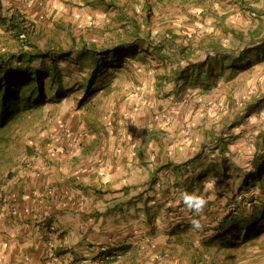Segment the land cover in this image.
I'll return each instance as SVG.
<instances>
[{"label": "crops", "instance_id": "1", "mask_svg": "<svg viewBox=\"0 0 264 264\" xmlns=\"http://www.w3.org/2000/svg\"><path fill=\"white\" fill-rule=\"evenodd\" d=\"M207 1H169L166 17L173 19L175 32L190 35L200 29L214 39L219 26L240 30L254 21L248 32L253 40L241 49H264V0H226L222 6ZM101 6V0H0V32L15 35L13 24L22 27L25 22L19 21L41 18L45 11L64 17ZM208 13L214 18L202 19ZM163 75L139 74L133 84L112 85L96 106L99 122L91 130L84 121L74 133L67 124L52 122L44 132L49 138L33 132L34 145L41 148L27 155L29 169L15 170L19 202L0 222L2 264H199L192 258L195 249L175 241L194 221L186 216L183 194L196 193L193 188L219 173L216 160L228 137H240L243 128L261 129L264 100L247 109L252 105L245 98L247 83L220 96L215 89L201 94L199 86L205 85L198 84L200 93L186 103L180 96L207 74L183 76L170 92L159 86L169 79ZM225 102L230 109L223 111ZM207 140L215 147L213 159L201 150ZM114 253L121 259L101 261L103 254Z\"/></svg>", "mask_w": 264, "mask_h": 264}, {"label": "rangeland", "instance_id": "2", "mask_svg": "<svg viewBox=\"0 0 264 264\" xmlns=\"http://www.w3.org/2000/svg\"><path fill=\"white\" fill-rule=\"evenodd\" d=\"M105 1L116 2L122 9L102 5L101 8L90 7L86 11L81 9H78L77 12L70 11L69 15L66 14L64 17H58L56 14L53 15V12L45 11L41 18L18 20L19 23L25 22L22 28L25 29L26 34H21L18 30H15V35L12 31L8 34L0 32V54L4 55L18 54L21 48L31 50L32 47L36 46V48L45 49L50 39L68 50L71 47L70 36L74 37L75 44L78 45L83 42L88 46L94 44L97 49L111 48L117 45L121 39H124L129 32L134 31L137 25L139 26L140 39L155 46V49L148 48V52L145 53L144 57H141V54L144 53L140 52L141 46H139V53L136 56L124 58L119 68L108 69L106 75H104L105 77L100 76L93 86H89V93H87L85 87L86 79L91 73L90 69L94 62L90 61L89 57L77 60L75 54L69 58L61 57L56 60L59 77L54 82L50 81L53 85V92L48 91L45 102L30 110L27 116L16 125H13L0 141V222L5 215L7 217L11 216L10 214L19 202L20 196L15 189L16 177L13 176L15 170L17 168L29 169L30 160L26 158L27 155H34V152L39 153L38 150L41 148L34 145L33 132L35 130L42 133L40 136L44 140L49 138V135L44 132H49L47 129L52 122L60 126L67 124L71 132L74 133L78 125L83 124L84 121L87 129L91 130L90 128L95 126L96 122H99V119L95 117L100 114L96 106L100 100L111 93L112 85L127 82L133 84V78L139 74H142L146 79H151L155 74L162 77L165 76L163 74H168L166 76L169 79H166L165 83H161L159 86L167 88L166 91L170 92L171 90H168V88H171L173 81L176 83L179 79V82H182L185 79L183 76L196 73V69L192 72V67H195V64L197 66L202 65L200 66L202 72L200 75L207 74L204 63H217L218 56L223 52L226 53V51L237 55L243 50H248L246 47H244L245 49L241 48L253 40L254 34L248 32L253 28L254 21L248 24L249 28L242 26L240 30L238 27L228 29L218 25V33L212 36L214 39H211L207 31L201 32L200 29H195L194 33L190 35L175 32L177 27L173 23V19L166 17L170 12L167 9L170 5L169 1L173 3L174 0H146L144 5L142 0ZM207 2L211 3L209 0ZM215 2H218L220 6L226 4V0H215ZM201 5L205 4L201 2ZM204 17L202 19H208L207 21L214 18L209 13L207 18ZM145 18L148 19L147 22ZM133 20L136 21V24L133 23ZM260 23L264 26V21ZM136 42L140 43V41ZM159 55L164 56L166 61L160 59ZM250 59L252 62L235 70V74L229 75L231 71L224 69L220 75L218 73L215 76L206 75L208 78L205 75L202 76L193 88H191L192 85H189L194 91H188L186 96H183V93L179 100L187 103L193 96L200 93L196 90L198 84L205 85V87L199 86L202 90L201 94L208 95L215 89L214 92L220 93V96L221 94H233L235 90H240L241 86L247 83L249 89L246 91L245 98L248 102H252V105H248L247 109L254 104L257 105L264 100V59ZM13 63L15 64L17 61L13 60ZM50 64L49 56L44 59H35L31 63L33 67L42 70ZM168 84L170 85L167 86ZM56 90L58 92H55ZM183 90H185V86L182 88ZM223 107V111H226L227 108L230 109L226 102L223 103ZM248 116L246 122H251L248 120ZM236 124L237 121L232 122L229 129ZM88 134H92V132L88 131ZM240 135V137L237 135L228 137L225 141L226 150L220 153L221 160L220 157L216 160L217 164L222 165V162H226L233 167L240 168V171L234 168L231 169L230 174H233V176H231L230 182L238 179L234 173L241 172V174H245L249 172L253 161L260 158V156H264V122L258 131L249 132V130L243 128ZM237 137H239V140ZM213 146L214 144L210 140H207L205 145L201 146V150L207 154L206 157H209L206 159L217 157ZM217 178L210 176L203 180L201 187L197 185L196 189L193 188V191H196L195 195L203 196L207 201L203 212L197 214L192 209L190 211V208L185 210L186 216L199 221L201 228H194L192 221L188 223V227L183 229L182 235L179 236L188 237V241L196 245L202 246L208 238L216 234L213 232V227L217 225L215 217L226 207L236 211V203H240L241 208L249 209L258 199L260 189L258 183H254V186L248 187L247 190L236 192V199H233L232 193L223 188L222 183L218 182ZM217 186H220V188L213 192ZM203 191L207 193H202ZM179 208L180 205L177 206L179 212L184 211V208L180 210ZM186 220L188 221V219ZM2 228L0 226L1 233ZM258 246V249H248L244 264L264 262V241L259 243ZM216 258L219 261L220 258ZM2 263L3 261L0 259V264Z\"/></svg>", "mask_w": 264, "mask_h": 264}, {"label": "trees", "instance_id": "3", "mask_svg": "<svg viewBox=\"0 0 264 264\" xmlns=\"http://www.w3.org/2000/svg\"><path fill=\"white\" fill-rule=\"evenodd\" d=\"M101 4L119 10L122 9L113 1L101 0ZM145 21L147 22L148 19L145 18ZM133 23L136 24V21L133 20ZM13 26L19 33L26 34L24 28L17 24H13ZM70 38L71 47L68 50L50 39L45 49L36 48L35 46L31 50L21 48L18 54H0V141L13 125H16L27 116L30 110L45 102L48 91L53 92L51 82L59 77L56 64L58 58H69L75 54L77 60L89 57L90 61L94 62L90 69L91 73L86 79L85 87L87 93H89V86H93L100 76L105 77L104 75H106L108 69L119 68L124 58L136 56L139 53V46H141L140 52L144 53L141 54V57L145 56L148 48L155 49V46L150 42L140 39L138 25L134 31L129 32L124 39H121L117 45L111 48L97 49L94 44L88 46L83 42L78 45L75 44L73 36H70ZM136 41H140V43L138 44ZM48 56L51 64L43 70L31 65L35 59H44ZM219 57L217 63H204L207 76H215L217 73L220 75L224 69L231 71L229 74L231 75L235 70L249 65L252 62L250 58L264 59V49L244 50L237 56L234 54H220ZM13 60H16L17 63L14 64ZM200 66L202 65L200 64ZM200 66L192 67V72L196 69L195 75L197 77L202 73ZM102 71L105 73L103 74ZM48 80L49 82H47ZM55 92H58V90ZM222 163L220 165L221 171L213 175L218 177L217 180L222 183L223 188L232 193L233 199H236V192L247 190L248 187L254 186V183H258L260 187L258 199L249 209L241 208L240 203H236V211L231 210L230 207L222 210L215 217L217 225L213 227V232L216 234L208 238L202 246L189 242L188 237H176L175 241L183 242L186 249H195V252L192 250V258L199 264H244L248 249H258V244L264 241V156H260V158L253 161L249 172L245 174H241V172L234 173L238 179L232 182H230L231 176H233V174H230L231 169L234 168L240 171V168L233 167L226 162ZM202 179V176H199V182ZM199 185L201 187V183ZM202 193L207 192L203 191ZM183 206H180V208L183 209ZM216 257L220 258L219 261L216 260L218 259ZM259 264H264V262Z\"/></svg>", "mask_w": 264, "mask_h": 264}, {"label": "clouds", "instance_id": "4", "mask_svg": "<svg viewBox=\"0 0 264 264\" xmlns=\"http://www.w3.org/2000/svg\"><path fill=\"white\" fill-rule=\"evenodd\" d=\"M183 200H184V203L190 209L195 211L197 214H200L203 212L204 207L207 203V201L205 200L203 196L195 195V194H188V193L183 194ZM193 227L199 229L201 228V224L199 223V221L194 220Z\"/></svg>", "mask_w": 264, "mask_h": 264}, {"label": "built area", "instance_id": "5", "mask_svg": "<svg viewBox=\"0 0 264 264\" xmlns=\"http://www.w3.org/2000/svg\"><path fill=\"white\" fill-rule=\"evenodd\" d=\"M50 187H46L44 190L45 192L49 193L50 192ZM121 259V254L119 253H114V254H103L101 256V261L102 262H113Z\"/></svg>", "mask_w": 264, "mask_h": 264}]
</instances>
